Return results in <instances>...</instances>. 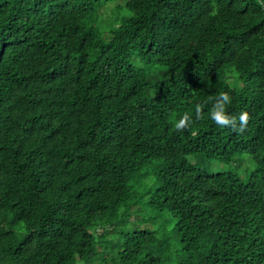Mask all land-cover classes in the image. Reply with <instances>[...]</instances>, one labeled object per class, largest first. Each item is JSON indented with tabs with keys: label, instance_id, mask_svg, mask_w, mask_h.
<instances>
[{
	"label": "trees",
	"instance_id": "obj_1",
	"mask_svg": "<svg viewBox=\"0 0 264 264\" xmlns=\"http://www.w3.org/2000/svg\"><path fill=\"white\" fill-rule=\"evenodd\" d=\"M0 264H264V0H0Z\"/></svg>",
	"mask_w": 264,
	"mask_h": 264
},
{
	"label": "clouds",
	"instance_id": "obj_2",
	"mask_svg": "<svg viewBox=\"0 0 264 264\" xmlns=\"http://www.w3.org/2000/svg\"><path fill=\"white\" fill-rule=\"evenodd\" d=\"M230 103L231 98L229 95L227 93H221V96L217 99V102L211 111V119L214 120L221 128L231 126L235 131L243 133L247 127L248 121L250 120V115L246 111L242 112L239 115L237 127V117L229 116L225 113V107ZM196 114L198 119L201 118V108L199 105L197 106ZM191 123V117L186 113L178 122L175 123L174 127L176 131L180 132L190 127Z\"/></svg>",
	"mask_w": 264,
	"mask_h": 264
},
{
	"label": "rangeland",
	"instance_id": "obj_3",
	"mask_svg": "<svg viewBox=\"0 0 264 264\" xmlns=\"http://www.w3.org/2000/svg\"><path fill=\"white\" fill-rule=\"evenodd\" d=\"M119 3L121 0H118ZM109 9L108 8H102L100 13L104 14L105 16L108 15L107 13H109ZM248 165L246 166L245 164H243V166L241 168H235L234 165L232 164H224V163H217L215 161H213L210 164V171L215 172V171H227V170H235L238 173L242 171V173H244V171L247 169H249V167H252V163L247 162Z\"/></svg>",
	"mask_w": 264,
	"mask_h": 264
}]
</instances>
